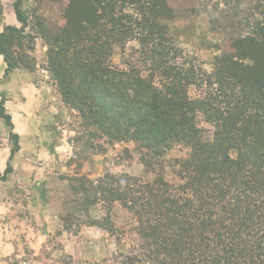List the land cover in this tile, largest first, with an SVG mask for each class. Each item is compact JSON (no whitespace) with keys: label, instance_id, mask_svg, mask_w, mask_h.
<instances>
[{"label":"trees","instance_id":"trees-1","mask_svg":"<svg viewBox=\"0 0 264 264\" xmlns=\"http://www.w3.org/2000/svg\"><path fill=\"white\" fill-rule=\"evenodd\" d=\"M23 1L14 2L22 26L0 33L4 78L20 65L36 67L34 57L9 45L29 25ZM171 11L168 0H69L58 33L37 22L58 92L100 133L93 139L135 142L148 171L164 170L174 146L189 149L174 161L179 183L105 173L75 180L72 189L89 206L119 202L131 213L137 248L117 264H264V22L208 72L160 23ZM131 40L140 47L122 69L112 61L114 48ZM0 97V120L14 145L0 173L6 180L20 137ZM199 114L213 130L199 127Z\"/></svg>","mask_w":264,"mask_h":264},{"label":"rangeland","instance_id":"rangeland-1","mask_svg":"<svg viewBox=\"0 0 264 264\" xmlns=\"http://www.w3.org/2000/svg\"><path fill=\"white\" fill-rule=\"evenodd\" d=\"M15 1L0 0V33L6 26H22ZM68 5L69 0L23 1L29 25L24 38L9 45L34 57V70L20 65L4 78L6 63L0 55V92L7 98L13 132L20 137V150L11 161L13 172L6 180L0 177V264H117L121 255L137 248L138 241L128 232L134 225L131 213L119 202L111 209L101 201L89 206L73 191L74 181L127 173L145 181L162 175L175 184L180 179L174 161L189 153L185 145H176L167 154L164 170L148 171L135 142L93 139L96 129L58 92L49 71V46L38 33L39 21L47 31L58 33L66 24ZM168 5L173 17L160 23L185 56L195 58L208 72L217 56L234 52V42L252 36L264 22V0H168ZM127 12L136 14L133 9ZM139 47L135 40L116 45L113 63L126 69L124 63L135 62L133 49ZM190 93L199 92L193 88ZM197 123L213 130L201 114ZM10 133L0 120V173L14 146Z\"/></svg>","mask_w":264,"mask_h":264}]
</instances>
